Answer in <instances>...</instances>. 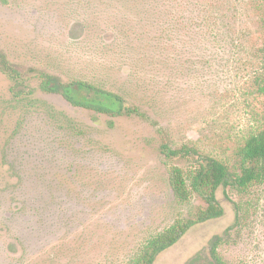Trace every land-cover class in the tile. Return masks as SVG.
Listing matches in <instances>:
<instances>
[{
    "label": "rangeland",
    "instance_id": "374dc122",
    "mask_svg": "<svg viewBox=\"0 0 264 264\" xmlns=\"http://www.w3.org/2000/svg\"><path fill=\"white\" fill-rule=\"evenodd\" d=\"M199 1H0V44L24 67L125 89L176 145L196 141L234 170L253 116L231 96L216 99L240 80L234 34L215 24L219 10L210 24ZM29 83L34 95L16 99L0 72V264H125L151 234L204 205L176 200L154 123L119 117L110 126L106 115ZM44 104L66 117L52 118ZM217 197L224 214L154 264H186L217 235L228 264H264V185L221 186Z\"/></svg>",
    "mask_w": 264,
    "mask_h": 264
},
{
    "label": "trees",
    "instance_id": "16d2710c",
    "mask_svg": "<svg viewBox=\"0 0 264 264\" xmlns=\"http://www.w3.org/2000/svg\"><path fill=\"white\" fill-rule=\"evenodd\" d=\"M199 5L203 12L210 13V17L206 16L210 24L214 19L212 11H221L222 18H216L215 24L220 26L217 21H222L234 34L230 35L231 52L240 80L233 89L218 91L216 99L223 103L231 96L244 104L253 116L240 134L237 143L240 163L234 170L227 161L206 152L209 150L196 141L176 145L169 131L125 89L108 85L99 78L72 76L65 79L45 68L24 67L12 62L0 44V72L12 81L10 91L14 98H31L36 90L29 80L36 78L43 92L60 94L75 106L106 115L110 126H114L119 117L154 123L160 135V151L172 161L169 182L176 200L185 204L197 196L204 202L188 215L180 213L170 225L147 237L125 264H154L161 253L174 246L191 228L221 217L224 209L217 197L221 186L233 185L247 190L254 185H264V0H200ZM43 106L52 118L64 119L65 115L52 106ZM223 240L222 235L214 236L208 250L196 253L186 264H228L219 252Z\"/></svg>",
    "mask_w": 264,
    "mask_h": 264
}]
</instances>
